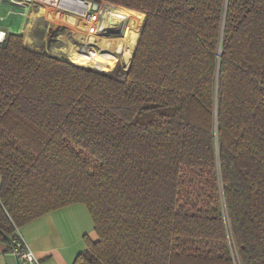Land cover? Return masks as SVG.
Here are the masks:
<instances>
[{
	"label": "trees",
	"instance_id": "obj_1",
	"mask_svg": "<svg viewBox=\"0 0 264 264\" xmlns=\"http://www.w3.org/2000/svg\"><path fill=\"white\" fill-rule=\"evenodd\" d=\"M93 1L146 17L133 56L0 43V238L81 203L73 264H264V0Z\"/></svg>",
	"mask_w": 264,
	"mask_h": 264
},
{
	"label": "rangeland",
	"instance_id": "obj_2",
	"mask_svg": "<svg viewBox=\"0 0 264 264\" xmlns=\"http://www.w3.org/2000/svg\"><path fill=\"white\" fill-rule=\"evenodd\" d=\"M3 3L6 4L7 7L5 8V10H2L1 12L4 14H9L10 21L17 23L16 26L11 27L10 29L13 30L14 32H18L22 27H24V29L27 30V33L25 32L23 34L25 38V45L27 47L34 49L37 52L47 53V54L54 55L57 57H64V58H67L70 62L75 63L77 65L90 66L91 68H95L98 70H103L102 69L103 66L101 64L102 63L104 64V54L106 52H112L115 46L118 45L120 42L124 43L120 36L112 35L111 41L113 42V44L110 45L109 47H105L104 46L105 42L100 38L103 36H99L102 25H104V22L108 20V17H111L110 16L111 11H123V10L131 11L128 8L117 6L110 2L102 1L101 8L99 7L97 8V10H95L98 13L96 20L93 23H89V22L86 23L77 17L75 19H72L73 16L71 15L59 14L58 16L54 17L52 10L46 11L44 9H37L36 11L33 10L32 12H26L23 15L24 18L26 17L24 19L22 15H20L21 17H19V16H16L15 14L17 10L20 11L22 9L17 8L16 6H13V5L11 6V4L6 1H2L0 3V6ZM26 11H30V9ZM132 12L134 11L132 10ZM134 13H136V11ZM145 18L146 17H144L143 22H145ZM24 20H25V23H24ZM143 25L144 23H142L141 27H138V29L132 31L131 38H132V43L134 47H135V38L137 36V33L142 30L141 28H143ZM111 30L117 33L118 27L111 29ZM28 37H32L31 40L28 41L27 40ZM95 38L96 39L100 38L101 41L99 43L94 42ZM118 39H120L121 41ZM83 43H84V46H83L84 50H86V48L90 49V51H88V53L91 54L90 60L88 62L77 63L74 60V56H71L70 51L71 49L82 51L81 49H82ZM124 45L126 46L125 43ZM126 48H127L128 54L131 56L130 51L127 46ZM113 57L114 58L111 61L110 68L113 65V63L117 61L123 69L128 68L129 64L127 63L123 64V62L125 61L124 59H123V62L121 60L120 51L113 52ZM129 58H126V61H128ZM109 69L104 70V71H108Z\"/></svg>",
	"mask_w": 264,
	"mask_h": 264
},
{
	"label": "crops",
	"instance_id": "obj_3",
	"mask_svg": "<svg viewBox=\"0 0 264 264\" xmlns=\"http://www.w3.org/2000/svg\"><path fill=\"white\" fill-rule=\"evenodd\" d=\"M6 7L4 3L0 6V29L6 33H27L24 27L18 32L10 29L17 23L10 21L9 14L1 12ZM16 16L21 17L18 14ZM27 40H31V37ZM12 236L24 240L40 264H73L76 257L86 249L88 241L98 240L90 213L81 203L52 210L26 222ZM0 264L26 263L21 262L10 250L8 241L0 238Z\"/></svg>",
	"mask_w": 264,
	"mask_h": 264
},
{
	"label": "built area",
	"instance_id": "obj_4",
	"mask_svg": "<svg viewBox=\"0 0 264 264\" xmlns=\"http://www.w3.org/2000/svg\"><path fill=\"white\" fill-rule=\"evenodd\" d=\"M9 2L11 6H16L22 10L16 11L15 13L18 15H24L26 12H32L37 9H44L46 11H53L54 17L59 14L71 15L77 18H80L84 22L93 23L96 20L97 12L93 10V4L96 3L93 0H0ZM105 2V1H103ZM98 8H101V2L97 3ZM24 8V9H23ZM30 9V11H26ZM102 29V27H101ZM100 29V35L103 37H108L110 32L104 31ZM111 30V28H109ZM119 30V28H118ZM6 32L0 29V43L4 40L6 36ZM117 33L113 32L112 35H116ZM98 36V37H99ZM84 43L82 45V51ZM89 48V46H88ZM12 252L17 256V258L26 264H40L35 255L31 252V250L27 247L24 240L19 237L13 239L12 241ZM234 264H240L238 259L234 260Z\"/></svg>",
	"mask_w": 264,
	"mask_h": 264
},
{
	"label": "bare ground",
	"instance_id": "obj_5",
	"mask_svg": "<svg viewBox=\"0 0 264 264\" xmlns=\"http://www.w3.org/2000/svg\"><path fill=\"white\" fill-rule=\"evenodd\" d=\"M110 16L111 17H108V20L106 22H104V25H102V29L104 31L110 32V34H111L106 38L100 37L105 42L104 46L109 47L110 45L113 44V42L111 41L113 30H109V28L114 29V28L118 27L119 30L117 31L116 35L120 36L121 39L123 40V42L127 45V47L129 49H131L132 48V46H131L132 31L138 29V27H141V25L144 21V15H140V14L134 13L132 11H128V10H123V11H111ZM75 18L76 17H74V16L72 17V19H75ZM36 30H34V31H36ZM100 38H97V39L95 38L94 42L99 43L101 41ZM88 51H90V49L86 48V50L84 52L74 50V49H71L70 52H71V56H74V60L77 63H82V62H88L90 60L91 54L88 53ZM132 54H133V52L131 53V56H132Z\"/></svg>",
	"mask_w": 264,
	"mask_h": 264
},
{
	"label": "water",
	"instance_id": "obj_6",
	"mask_svg": "<svg viewBox=\"0 0 264 264\" xmlns=\"http://www.w3.org/2000/svg\"><path fill=\"white\" fill-rule=\"evenodd\" d=\"M97 8H98V4L97 3H94L93 4V10H97Z\"/></svg>",
	"mask_w": 264,
	"mask_h": 264
}]
</instances>
